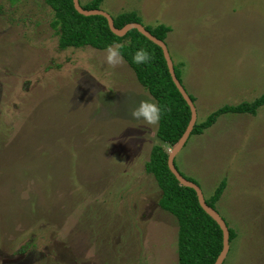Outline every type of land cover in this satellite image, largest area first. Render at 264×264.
Listing matches in <instances>:
<instances>
[{
    "label": "rangeland",
    "instance_id": "1",
    "mask_svg": "<svg viewBox=\"0 0 264 264\" xmlns=\"http://www.w3.org/2000/svg\"><path fill=\"white\" fill-rule=\"evenodd\" d=\"M99 10L170 27L196 122L264 93V0H104ZM51 18L41 0H0V264H176V222L143 170L157 124L129 116L153 99L105 50H59ZM175 159L205 199L227 180L216 210L240 237L225 264H264V106L219 116Z\"/></svg>",
    "mask_w": 264,
    "mask_h": 264
},
{
    "label": "trees",
    "instance_id": "2",
    "mask_svg": "<svg viewBox=\"0 0 264 264\" xmlns=\"http://www.w3.org/2000/svg\"><path fill=\"white\" fill-rule=\"evenodd\" d=\"M20 1L8 0L11 5ZM41 1L52 12L49 27L57 36L59 50L70 47L74 49L90 47L103 51L108 45L118 47L122 60L133 72L136 82L160 107L161 113L155 133V144L150 147L147 160L143 162L144 173L152 177L160 191L157 201L158 208L172 216L176 222V264H213L222 248L221 231L217 224L200 208L195 192L179 185L167 167L168 150L177 143L184 132L190 113L171 81L161 49L136 30L127 32L123 37L114 36L103 17L79 15L73 8L72 0ZM103 1L90 0L86 5L80 6L83 10H97ZM110 17L117 29L130 23L141 24L152 36L164 43L171 31L170 27L163 24L143 25L141 16L135 11L121 12L115 16L110 15ZM139 49H143L149 54V60L136 64L133 63L132 56ZM179 68H181V64L178 66L173 64L175 77L181 84ZM188 96L194 103L195 99L189 94ZM262 106H264V93L250 102L244 101L235 105L219 107L202 122L194 124L189 138L202 135L223 114L255 116L257 110ZM175 160L173 162L175 169L185 178L178 170ZM185 179L198 186L194 181ZM226 187L227 180L223 178L208 199L203 197L206 205L216 212V206L219 205ZM222 219L228 228L229 235V251L223 262L225 264L234 255L232 246L240 236L237 228L231 226V224L234 225L233 219ZM235 225L240 226V222L237 221ZM241 226L245 232L244 228L248 225L242 222Z\"/></svg>",
    "mask_w": 264,
    "mask_h": 264
},
{
    "label": "water",
    "instance_id": "3",
    "mask_svg": "<svg viewBox=\"0 0 264 264\" xmlns=\"http://www.w3.org/2000/svg\"><path fill=\"white\" fill-rule=\"evenodd\" d=\"M72 4H73L74 10L79 15H82L85 17H89V16H101V17H103L107 22L108 29L110 30V32L114 36L123 37L127 34V32H129L131 30H136L139 34L144 36L147 40H149L151 43H153L154 45H156L157 47H159L161 49L162 55H163V58H164V61H165L166 67H167V71H168L169 76L171 78V81L174 84L177 91L179 92V94L181 95L184 102L186 103V105L189 109V113H190L189 121L187 123V126H186L184 132L182 133V135L179 138V140L177 141V143L167 153V167H168L170 173L174 176L176 181L179 183V185L186 187V188H190L195 192L197 202H198L200 208L219 227L221 234H222V248H221V251L218 254V256H217V258L213 264H223L227 254H228V251H229L228 228H227L224 220L220 217V215L215 210H213L212 208H210L209 206L206 205V203L204 202V198H203V195H202L200 188L196 184H194V183L186 180L185 178H183L178 173V171L175 169L174 164H173L175 156L179 153V151L185 145V143L188 140V137L192 131V128H193L194 124L196 123V119H197L196 113L197 112H196V108H195L194 103L190 100L187 92L185 91V89L182 87V85L179 83V81L175 77V74L173 71V63H172V60L169 56L166 44L163 41L152 36L148 31H146L144 29V27L141 24L130 23V24H126L125 26H123L120 29H117L113 25L112 18L106 12H103L99 9H97V10H83L79 4V0H72Z\"/></svg>",
    "mask_w": 264,
    "mask_h": 264
},
{
    "label": "clouds",
    "instance_id": "4",
    "mask_svg": "<svg viewBox=\"0 0 264 264\" xmlns=\"http://www.w3.org/2000/svg\"><path fill=\"white\" fill-rule=\"evenodd\" d=\"M105 53L106 54L104 60L108 65L115 66L122 62V56L118 47H113L111 45H108L105 48ZM148 60H149V54L143 49H139L135 51V53L132 56V61L133 63L136 64L145 63ZM160 113H161V109L155 102H153L150 99H142L130 111L129 116L131 117V119L135 121H141L145 125L152 126L158 123L160 119Z\"/></svg>",
    "mask_w": 264,
    "mask_h": 264
}]
</instances>
